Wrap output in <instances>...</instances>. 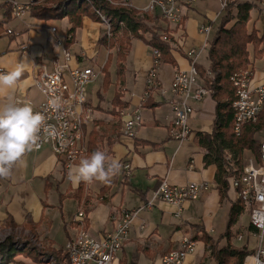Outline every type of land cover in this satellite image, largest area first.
<instances>
[{"label": "crops", "instance_id": "obj_1", "mask_svg": "<svg viewBox=\"0 0 264 264\" xmlns=\"http://www.w3.org/2000/svg\"><path fill=\"white\" fill-rule=\"evenodd\" d=\"M10 1L0 0V73L11 71L17 63L25 65V72L14 91L10 94L0 93V108L12 104L17 96L29 99L34 105L39 104L43 95L35 85L38 74L44 68L53 70L55 63L63 62V49L69 50L72 54L70 67H90L95 78V65H98L100 74L88 83L89 86L87 84V104L91 108V117L82 125L79 145L84 148V153L71 169L82 158L97 150L105 152L109 160H116L120 169L110 183L83 182L82 197L78 200L73 193L80 184L69 180V170L63 159L55 155L49 145L38 150L32 149L24 155L23 165L13 168L10 178L0 179V226L9 218L15 223L11 228L42 235L48 239L51 249L63 248L66 240L77 231V213L83 211L85 228L92 236L100 238L112 229L109 220L111 213L143 206L165 179L174 185L205 183L207 188L196 200L184 202L179 214L177 207L163 201H155L150 208L140 209L112 264H162V256L174 249L183 236L194 237L197 226L214 239L218 238L217 248L225 246L227 238L219 237L226 231L230 206L236 200L235 192L230 188L227 198L220 199L214 184L215 166L205 165L204 151L194 140L196 133L212 131L216 100L209 95L195 102L190 101L193 108L187 121L190 133L186 139L178 141L170 135L173 119L170 100L173 96L169 91L174 72L189 68L188 49L203 47L197 62L206 63L208 41L214 33L212 23L217 20V16L218 19L220 17V13L216 14V9H212L220 0H196L186 7L180 30L158 14H149L154 18L149 25H157L166 31L170 39L168 42L172 44L169 50L173 64L161 60L156 66L160 85L166 92L156 89L149 98L143 99L146 76L152 66V50L141 39H133L125 61L122 84L124 93L121 99L127 107L119 117L109 114L113 107L111 100L114 92L120 86L116 77L115 49L111 51L113 57L108 68L110 83L105 90L102 89V67L108 53H111L99 44V38L107 31L106 26L100 20L84 16L73 39L66 44L65 36L70 26L67 15L58 10L51 13L49 18H40L29 8L16 17L12 13ZM149 2L130 0L136 10ZM210 22L211 31L206 37L199 27ZM55 38H62V44L55 43ZM248 69L252 74L253 86L263 83L264 55ZM63 77L71 89L67 70L63 72ZM136 107L139 108L141 122L134 137H127L121 133L122 113ZM92 131L99 138L92 135ZM260 139L264 141V135ZM124 163L130 165L129 176L125 175ZM246 211L248 213V209ZM28 219L37 225L34 230L25 226ZM235 225L232 227L231 243L236 246L246 244L251 249L248 246L250 236L243 238L241 226L235 231ZM4 228L7 227L0 228V231ZM249 234L256 237L253 231H249ZM244 239L245 242H242ZM251 262L250 257L244 264ZM3 264L51 263L18 253ZM184 264H216V261L210 255L208 246L198 239Z\"/></svg>", "mask_w": 264, "mask_h": 264}, {"label": "built area", "instance_id": "obj_2", "mask_svg": "<svg viewBox=\"0 0 264 264\" xmlns=\"http://www.w3.org/2000/svg\"><path fill=\"white\" fill-rule=\"evenodd\" d=\"M195 1L151 0L143 11L152 15L158 14L166 22L180 30L184 9ZM231 1L220 0L221 10H224ZM257 2L259 17L261 16L264 20V0H257ZM123 3L128 5L129 0H123ZM10 4L12 13L19 17L30 8L32 2L31 0L25 2L12 0ZM97 14L108 32L110 19L99 11ZM52 31H55V28H52ZM199 31L207 37L211 31V22L202 24ZM163 39L169 41V35L163 34ZM54 40L57 44L63 42L62 38H55ZM202 49L203 47L199 49L190 48L186 51L190 60L189 68L176 70L169 86V91L173 96L170 100L173 113L170 135L178 141H183L190 133L187 124L193 111L190 101L195 102L212 94L211 89H207L198 81L195 64ZM151 50L152 66L146 76L143 99H146L152 90L159 89L162 93L166 92L161 87L156 73V66L161 62L160 52L155 48H151ZM62 57L63 62L55 63V68L51 71L42 69L35 80L37 89L43 95L39 104L34 105L29 99L18 96L14 98L12 104L22 106L25 103H30L34 111L41 112L46 116V124L49 127L46 131H41L37 146H34L33 149L38 150L44 145H49L53 153L63 159L66 169L70 170L84 153V148L79 145V141L82 139V125L86 119L91 117V108L87 104L85 87L94 78L95 73L90 67H70L72 54L67 49H63ZM65 70H67L70 78L71 89L63 77ZM230 80L235 93V99L232 103L234 131L238 133L243 124L255 122L258 117L257 114L264 109V82L253 86L252 74L249 69L236 71ZM54 98H59L61 104V107L56 110L52 109L49 104L50 100ZM122 114L121 133L127 137H134L136 128L141 122L139 108L136 107ZM123 168L125 175L129 176L130 165L124 163ZM240 170L239 175L233 177L230 184L236 199L240 198L249 207V223L256 229L257 244L250 254L252 258L264 253V141L260 145V160L251 156ZM206 188L207 184L205 183L186 182L181 185H174L163 179L143 206L131 209V211L123 209L111 213L109 220L112 222V229L100 238L92 236L87 231L84 226L85 215L83 211H79L76 216L78 218L77 231L66 240L63 246L69 264H112L127 239L130 225L140 209L150 208L155 201H163L177 207V214H179L184 202L196 200ZM5 230H12L13 233L17 234L5 237L6 239L0 241V244L10 240L11 247L15 250H24L36 246L32 243V239L28 238L29 232H24L19 228L11 229V227L1 231ZM30 235L32 234L30 233ZM191 239L189 236H183L174 249L162 256V264H184L186 257L194 250L195 241ZM260 259L264 260V256H260ZM40 260L59 264L45 255H41ZM251 261V264H254L252 259Z\"/></svg>", "mask_w": 264, "mask_h": 264}, {"label": "trees", "instance_id": "obj_3", "mask_svg": "<svg viewBox=\"0 0 264 264\" xmlns=\"http://www.w3.org/2000/svg\"><path fill=\"white\" fill-rule=\"evenodd\" d=\"M120 0H31L30 10L35 16L40 18L50 17L51 13L60 10L69 20V29L66 32L68 44L73 39L75 30L80 26L81 19L88 16L95 21H99L97 11L110 19L109 31L99 38V44L104 46L109 52L115 49L116 77L119 81V88L116 90L109 111L110 115L120 116L127 107L122 101L123 96V74L126 57L129 53L133 39H141L150 48L159 50L161 60L173 64L174 60L170 55L172 44L163 39V31L159 27L149 25L154 20L148 14L140 13L131 6H123ZM255 0H233L223 12L220 13L218 24L214 29L211 39L208 41L205 58L206 63L196 62L195 67L198 74V81L207 89L212 90V96L216 100V116L214 125L210 133L198 132L194 140L204 151L205 165H214V184L220 195V199L227 198L228 190L231 187V179L241 172L243 164L246 162L247 153L260 160V145L262 140L257 137L264 128V109H262L255 122L243 124L239 132L234 131V118L232 103L235 99L234 87L230 77L240 69H248L253 66V62L264 55V26L259 31L248 23L251 19V9ZM112 52L107 55V60L102 67L104 73L102 89L105 90L109 83L108 68L112 60ZM154 90L151 91V93ZM150 93V94H151ZM150 96V95H149ZM148 96V98H149ZM96 136V132H91ZM83 182L73 193L78 200L82 197ZM249 207L239 199L232 202L227 219L226 231L222 236L227 238V243L221 248H217L218 238L214 239L206 233L202 227H196V234L191 240H202L210 250V255L214 257L216 264H244L246 258L253 252L246 244L236 246L231 243L233 236L232 227L238 222L239 217ZM15 223L7 218L0 226L13 227ZM25 226L31 229L36 228V224L28 219ZM248 231L255 232V228L249 223ZM52 253L61 264H69L67 253L62 248L51 249ZM18 253H26L40 260L42 253L36 251L34 247L15 250L11 247L10 240L0 244L1 264L5 260Z\"/></svg>", "mask_w": 264, "mask_h": 264}, {"label": "clouds", "instance_id": "obj_4", "mask_svg": "<svg viewBox=\"0 0 264 264\" xmlns=\"http://www.w3.org/2000/svg\"><path fill=\"white\" fill-rule=\"evenodd\" d=\"M24 72L25 65L17 63L11 71L0 73V93L10 94L14 91ZM49 104L54 110L61 107L59 98L50 100ZM48 127L46 116L34 111L30 103L22 106L9 104L0 108V179L10 178L13 168L23 165L24 155L37 146L39 134ZM119 169L120 164L116 160H109L105 152L97 150L70 169L68 178L76 185L93 181L110 183ZM260 256H264V253L251 258L254 264H264Z\"/></svg>", "mask_w": 264, "mask_h": 264}, {"label": "rangeland", "instance_id": "obj_5", "mask_svg": "<svg viewBox=\"0 0 264 264\" xmlns=\"http://www.w3.org/2000/svg\"><path fill=\"white\" fill-rule=\"evenodd\" d=\"M151 1V0H150ZM236 1V0H235ZM241 1V0H240ZM233 2V0L230 2V3H232ZM113 3H119V4H121V5H123V6H127L126 4H124L123 3V0H120L119 2H117V1H113ZM148 5V4H147ZM146 5V6H147ZM128 6H131V4H130V0H129V3H128ZM145 6V7H146ZM132 7V6H131ZM145 7H143L142 9H137L140 13H145V14H148L149 15V13H147V12H145V11H143V9L145 8ZM216 9V10H215ZM214 12H216V14L217 13H221V12H223V10H221V7H220V3H216V6L214 7V9H212ZM251 15H250V17H251V19H250V21H249V25L250 26H256V28H258L260 31L262 30V28H263V26H264V20H263V18L260 16L259 17V11H258V2H257V0H255V4H254V7L251 9V13H250ZM217 20L215 21V22H213L212 23V27H213V29H212V31L215 29V27H216V25L218 24V16H217V18H216ZM212 33V32H211ZM99 65H100V63H99ZM99 68V66L98 65H95V69H96V72H97V77L100 75L99 74V71L97 70ZM240 70H245V69H240ZM239 71V70H238ZM97 77H95L93 80H95ZM92 81V80H91ZM90 81V82H91ZM90 82H89V84H90ZM89 84H88V86H89ZM88 86L86 85V87H85V89H86V92H87V88H88ZM251 123V122H250ZM264 129V128H263ZM262 129V130H263ZM261 130V131H262ZM260 131V132H261ZM259 132V133H260ZM264 135V132H261V134H259V137H258V135H257V137L260 139V137L261 136H263ZM251 154H249V153H247L246 154V156H245V159H246V161L249 159V158H251ZM252 158H254V159H256L255 158V156H252ZM248 218H249V213H247V211H244V213L241 215V217H240V219H239V222L235 225V231L236 230H238L239 228H240V226H241V229H242V233L244 234V237L243 238H246V237H248V236H250L249 238V243H248V246L253 250V249H255V246H256V244H257V240H256V237H253L251 234H249V231H248V228H247V226H248ZM85 226V225H84ZM12 229V228H11ZM14 234H17V233H13V231L12 230H5V231H0V241H2L3 239H6L7 237H9V236H11V235H14ZM6 235H8V236H6ZM33 235V236H32ZM32 235H30V233L29 234H27V236H28V238H30V239H32V243L34 244V245H36V246H34L35 247V249H36V251H38V252H40V253H42V255H45L47 258L48 257H50L53 261H55L56 263H59V264H61L59 261H58V259L52 254V253H49L48 251H50L51 250V248H50V246H48V239H46L45 237H43L42 235H39V234H37V233H35V232H33V234ZM6 237V238H5ZM24 237H26V236H24ZM242 242H245V239L242 241ZM263 242H264V238H263ZM64 246V245H63ZM58 249V248H57ZM61 249V248H60ZM63 249V248H62ZM249 258H250V256H248L247 258H246V260L248 261L249 260Z\"/></svg>", "mask_w": 264, "mask_h": 264}]
</instances>
